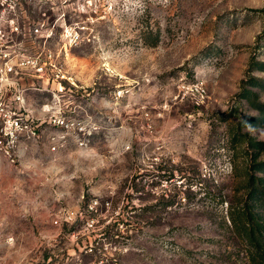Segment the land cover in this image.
<instances>
[{
    "label": "rangeland",
    "instance_id": "1",
    "mask_svg": "<svg viewBox=\"0 0 264 264\" xmlns=\"http://www.w3.org/2000/svg\"><path fill=\"white\" fill-rule=\"evenodd\" d=\"M16 13L54 29L49 47L91 117L99 98L89 143L102 160L57 204L77 208L74 222L55 226L23 215L53 204L19 198L18 164L0 155V264H246L230 222L256 152L244 135L264 142L260 114L239 97L246 86L264 104L251 85L264 82V0H29L6 16Z\"/></svg>",
    "mask_w": 264,
    "mask_h": 264
},
{
    "label": "built area",
    "instance_id": "2",
    "mask_svg": "<svg viewBox=\"0 0 264 264\" xmlns=\"http://www.w3.org/2000/svg\"><path fill=\"white\" fill-rule=\"evenodd\" d=\"M29 0H0V155L10 164L17 163V149L21 139L35 140L39 137V128L50 124L59 128V136L53 137L52 150L57 144H64L72 138L79 148L88 146L90 137L101 127L91 117L82 115V109L67 99L80 89L76 80L68 76L64 62L59 61L60 54L53 51L49 44L54 37V29L43 20L35 26L26 15L16 13L13 18L6 12L15 10ZM70 43L78 45L79 33L64 32ZM61 52L68 51L64 44ZM21 76H29L40 81V86L27 87L18 82ZM29 90L48 91L51 101L42 107L44 118L37 120L28 108L26 94ZM195 91L203 98L205 91L197 86ZM98 200L89 203L86 211L96 213ZM78 212L61 209L55 214L53 224H71Z\"/></svg>",
    "mask_w": 264,
    "mask_h": 264
},
{
    "label": "crops",
    "instance_id": "3",
    "mask_svg": "<svg viewBox=\"0 0 264 264\" xmlns=\"http://www.w3.org/2000/svg\"><path fill=\"white\" fill-rule=\"evenodd\" d=\"M18 82L27 87L40 86V81L29 76L19 77ZM43 93L50 94L48 91L36 90H29L26 94L27 106L37 120L45 116L42 107L46 103L41 102L42 99L39 96ZM67 99L80 106L82 115L87 113L86 116L91 117L89 111L86 110L88 105L84 104L86 101L84 94H78V91L74 95L68 93ZM93 101V117L91 118L100 126L101 102L96 97ZM38 131L37 139L30 141L21 139L18 145L16 164L19 168L18 180L21 182V188L17 190L16 195L23 200L38 198L39 204L44 206L53 204V206L46 207L42 211L38 209L24 210L22 213L27 216L29 222L46 221L48 215L54 219L55 214L62 209L57 204L61 203L65 194L67 195L66 191L71 193V190L76 189L79 179L88 183L94 181L96 176L101 173V154L99 152L96 155L95 145L91 146V143H88L87 148L82 149L72 138H68L62 146L57 144L56 149L52 150L54 143L51 139L59 136L61 130L53 125L43 124ZM95 136L96 133L93 139ZM68 188L69 190H67ZM65 209L73 212L78 211L75 206H68ZM6 213L8 219L3 221L5 225L17 220L16 215L19 213L16 210L6 211Z\"/></svg>",
    "mask_w": 264,
    "mask_h": 264
},
{
    "label": "trees",
    "instance_id": "4",
    "mask_svg": "<svg viewBox=\"0 0 264 264\" xmlns=\"http://www.w3.org/2000/svg\"><path fill=\"white\" fill-rule=\"evenodd\" d=\"M251 85L264 91V82L252 79ZM239 97L255 105L260 117L254 118V123H263L264 104L257 103V94L243 86ZM244 137L247 146L256 152L252 156L253 167L246 175L247 191L244 205L231 214L230 226L242 239L247 252L246 264H264V160L260 161L261 152L264 153V142L249 138L247 135Z\"/></svg>",
    "mask_w": 264,
    "mask_h": 264
}]
</instances>
